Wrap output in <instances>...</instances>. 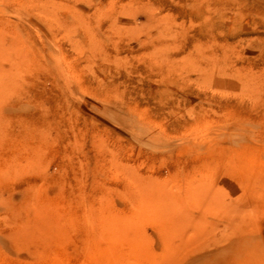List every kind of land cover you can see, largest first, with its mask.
I'll return each mask as SVG.
<instances>
[{
	"label": "rangeland",
	"instance_id": "rangeland-1",
	"mask_svg": "<svg viewBox=\"0 0 264 264\" xmlns=\"http://www.w3.org/2000/svg\"><path fill=\"white\" fill-rule=\"evenodd\" d=\"M0 264H264V0H0Z\"/></svg>",
	"mask_w": 264,
	"mask_h": 264
}]
</instances>
